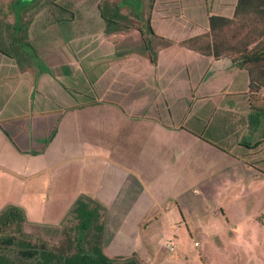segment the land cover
<instances>
[{
  "label": "crops",
  "instance_id": "obj_1",
  "mask_svg": "<svg viewBox=\"0 0 264 264\" xmlns=\"http://www.w3.org/2000/svg\"><path fill=\"white\" fill-rule=\"evenodd\" d=\"M235 1L144 4L148 49L139 30L107 31L103 17L88 29L75 16L5 21L0 209L37 208L34 224H58L85 194L106 209L104 251L140 258L145 217L176 207L187 222L210 210L206 199L222 209L256 191L264 113L250 108L247 71L179 44Z\"/></svg>",
  "mask_w": 264,
  "mask_h": 264
},
{
  "label": "trees",
  "instance_id": "obj_2",
  "mask_svg": "<svg viewBox=\"0 0 264 264\" xmlns=\"http://www.w3.org/2000/svg\"><path fill=\"white\" fill-rule=\"evenodd\" d=\"M99 9L107 31L122 29L119 24H123L125 15L118 5L109 9L99 4ZM146 26L154 33L149 13ZM5 28L9 29L10 24ZM124 28L130 25L124 24ZM138 29L143 47L148 49L144 30ZM179 44L214 58L229 57L245 69L250 108L264 113V0H236L230 15L210 14L204 32L181 39ZM105 210L97 200L79 194L63 217L70 215L71 223L65 224L62 219L58 224H43L48 232L39 235L23 229L20 206L6 205L0 209V264H144L134 251L129 255L104 251Z\"/></svg>",
  "mask_w": 264,
  "mask_h": 264
},
{
  "label": "rangeland",
  "instance_id": "obj_3",
  "mask_svg": "<svg viewBox=\"0 0 264 264\" xmlns=\"http://www.w3.org/2000/svg\"><path fill=\"white\" fill-rule=\"evenodd\" d=\"M148 1L0 0V33L9 31L4 22L10 23L17 12L21 17L37 18L43 14L51 17L75 16L80 27L94 28L97 19H102L99 9L101 4L108 5L109 9L112 5H118L119 11L125 15L123 24H119L122 29L118 32L125 33L124 24H129L130 28L126 30H131L134 33L132 36H138V27H145L146 24L148 9L143 5H148ZM86 21L90 23L86 24ZM256 165L259 166L258 163ZM261 168L264 170L259 166L260 171ZM204 202L211 204L210 210H204L187 222L183 221L176 207L161 215L145 217L135 237L141 261L144 264H264V182L258 184L256 191L224 202L222 209L214 207L207 199ZM37 211L36 208V211L29 213L28 207H24L23 229L45 235L48 232L47 226L34 224L39 218L35 214ZM71 219L68 215L62 222L70 224ZM169 237L174 241L172 250L164 245ZM142 246L144 248H140Z\"/></svg>",
  "mask_w": 264,
  "mask_h": 264
},
{
  "label": "built area",
  "instance_id": "obj_4",
  "mask_svg": "<svg viewBox=\"0 0 264 264\" xmlns=\"http://www.w3.org/2000/svg\"><path fill=\"white\" fill-rule=\"evenodd\" d=\"M164 245L166 247H168L169 249H173L174 248V241L172 238H167L165 241H164Z\"/></svg>",
  "mask_w": 264,
  "mask_h": 264
},
{
  "label": "water",
  "instance_id": "obj_5",
  "mask_svg": "<svg viewBox=\"0 0 264 264\" xmlns=\"http://www.w3.org/2000/svg\"><path fill=\"white\" fill-rule=\"evenodd\" d=\"M15 1H17V0H15ZM13 2H14V0H13ZM13 2L11 3L12 5H13ZM22 6H25V5L23 4ZM15 15H16V14H15Z\"/></svg>",
  "mask_w": 264,
  "mask_h": 264
}]
</instances>
